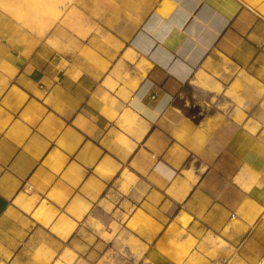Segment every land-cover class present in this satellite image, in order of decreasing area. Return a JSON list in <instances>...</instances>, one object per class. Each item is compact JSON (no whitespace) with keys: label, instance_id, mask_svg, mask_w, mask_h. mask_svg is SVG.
Listing matches in <instances>:
<instances>
[{"label":"crops","instance_id":"1","mask_svg":"<svg viewBox=\"0 0 264 264\" xmlns=\"http://www.w3.org/2000/svg\"><path fill=\"white\" fill-rule=\"evenodd\" d=\"M221 69L253 112L264 0H0V264H264V143L195 97Z\"/></svg>","mask_w":264,"mask_h":264},{"label":"rangeland","instance_id":"2","mask_svg":"<svg viewBox=\"0 0 264 264\" xmlns=\"http://www.w3.org/2000/svg\"><path fill=\"white\" fill-rule=\"evenodd\" d=\"M62 4H66L68 1L61 0ZM225 72V73H224ZM232 74L231 69L225 70H214L212 72V77L216 83H218L222 88L218 89L216 85H208L206 83L197 85V93L195 97L204 105H207L209 108L214 111L218 117L223 120V122L235 124L242 126L247 129L249 132L251 131L248 127H246V122H251L254 126L253 132H250L259 142L264 143V99L255 100V105H257L253 112H251V108L247 106L239 109L234 114L232 108L237 106L236 98L238 95H243L242 87L239 82H235L233 84L232 89L225 90L226 80L229 78L226 75ZM257 101V102H256ZM236 104V105H235ZM231 109V110H230ZM259 112V114H257ZM126 244L130 245V242H126ZM72 253L67 252V254L63 257L62 260H58L55 264H73ZM105 261V260H104ZM107 264H118L111 258L106 260ZM103 260H101L98 264H102Z\"/></svg>","mask_w":264,"mask_h":264},{"label":"bare ground","instance_id":"3","mask_svg":"<svg viewBox=\"0 0 264 264\" xmlns=\"http://www.w3.org/2000/svg\"><path fill=\"white\" fill-rule=\"evenodd\" d=\"M66 1H68V2H70V1H72V0H66ZM126 57L127 58H129V59H133V57H134V55H133V52H132V50H128L127 51V53H126ZM217 86V88L218 89H220V88H222L219 84H217L216 85ZM236 98V101H237V106L235 107V108H232V111H233V113L232 114H234L235 112H237L239 109H241V108H243L244 109V107H246L247 106V100L244 98V97H242V96H237V97H235ZM236 105V104H235ZM231 110V109H230ZM254 126L251 122H246V127H248L251 131L250 132H253L254 131V129H253V127L252 126ZM255 127V126H254ZM241 177V176H240ZM240 179V178H239ZM238 179V180H239ZM246 179V178H245ZM242 181H244L243 179H242ZM241 181V182H242ZM242 184V183H241Z\"/></svg>","mask_w":264,"mask_h":264},{"label":"built area","instance_id":"4","mask_svg":"<svg viewBox=\"0 0 264 264\" xmlns=\"http://www.w3.org/2000/svg\"><path fill=\"white\" fill-rule=\"evenodd\" d=\"M259 264H263L262 262H260Z\"/></svg>","mask_w":264,"mask_h":264}]
</instances>
